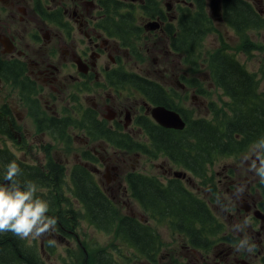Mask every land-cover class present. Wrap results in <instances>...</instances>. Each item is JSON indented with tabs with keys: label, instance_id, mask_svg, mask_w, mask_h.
<instances>
[{
	"label": "flooded vegetation",
	"instance_id": "obj_1",
	"mask_svg": "<svg viewBox=\"0 0 264 264\" xmlns=\"http://www.w3.org/2000/svg\"><path fill=\"white\" fill-rule=\"evenodd\" d=\"M190 1L0 0V72L3 69L7 78H15L9 82H16L15 89L20 94L12 96L10 105L4 107L9 111L10 107L22 109V115L17 118L11 111L4 110L2 117L0 112V183H8L3 177L6 166L13 160L21 169L17 177L21 185L33 180L29 178L30 174L34 180H38L43 169L36 167L32 159V163H27L26 158H48L47 169L54 174L55 181L52 190L59 192L60 189L56 187L58 163L54 160L55 164L49 162V154L42 150L41 145L45 135L60 134L57 129L63 125L62 118L72 114L86 119L79 136L86 137L88 141L108 142L109 146L127 154V157L141 158L161 153L170 159L164 151V138L170 135L184 136L178 133L181 130L160 126L151 111L164 107L180 114L184 109L181 103L185 97V85L199 82L198 76H187L186 54L172 48L178 24L184 25L186 22V11L196 10L197 2ZM211 1L216 0H204V4L213 26L216 23L229 28L222 18L223 0H218L220 20L210 15ZM243 1L249 2L264 17V13L252 2ZM214 28V35L220 40L224 38L219 28ZM138 63L149 65L150 69L141 70ZM209 77L214 86L221 90L211 73ZM258 91L262 92L259 82ZM58 101L64 103L59 104ZM23 107L25 116L29 113L36 123L28 125L22 122ZM6 139L21 145L28 143V153L21 149L15 154L6 146ZM144 140L148 143H144ZM123 143L127 144L125 148ZM144 146L149 154L143 153ZM106 153L105 146H102V155ZM17 154H21L19 159L15 158ZM52 156L56 157V153H52ZM97 157V154L90 153L82 166L95 167L93 162ZM121 163L119 158L112 160L101 157V161H97L98 167L94 168L95 173L99 175L100 167L105 166L106 171L112 170L121 175ZM250 172L247 170L242 178L223 172L218 174L217 184L225 188L234 204V208L230 207L231 211L227 212L229 219L236 222L233 227L217 230L218 219L215 217L214 230L205 232L206 236L211 235L210 240L207 237L205 240H193L202 235L198 232L193 233L191 242L185 240L183 233L174 237L179 240V247L185 251L189 264H264V221L260 223L254 215L256 211L264 215V195L258 188L260 178L253 171ZM164 174L169 178L165 182L160 180L164 186L173 180L183 181L175 178L171 169ZM184 178L192 187L193 180L188 176ZM109 183L106 181L105 184ZM42 184L48 185L46 181ZM241 186L244 191L237 193V188ZM53 192L49 190L46 194H37L49 202L47 215H54L57 220L55 229L39 238L42 254L51 249L52 244L48 242L54 236L59 237V233L67 236L73 234L75 224L70 218L82 220L74 218L69 207L65 213L70 216L64 215L63 209H57L63 201L56 202ZM64 202L72 203L70 200ZM244 205H249L248 211H242ZM222 213L224 215L225 211ZM59 215L62 217L59 218ZM61 220L63 224L60 225ZM4 237L19 241L11 232L0 233V239ZM245 239L249 244L256 245L254 252L247 251L248 244L244 248L239 247L240 241ZM202 243L203 247H195ZM176 247L175 243L169 242L167 248L168 255L175 253L171 257L175 260L178 257Z\"/></svg>",
	"mask_w": 264,
	"mask_h": 264
},
{
	"label": "trees",
	"instance_id": "obj_2",
	"mask_svg": "<svg viewBox=\"0 0 264 264\" xmlns=\"http://www.w3.org/2000/svg\"><path fill=\"white\" fill-rule=\"evenodd\" d=\"M190 2H197L196 10L186 11V22L184 25L178 24L172 48L178 53L186 54L185 65L190 69L206 65L227 101L220 109L210 104L207 117L192 118L185 112L186 126L183 131L178 132L184 138L173 135L165 137V150L161 149L176 165L195 177H205L209 166L217 157L242 155L264 138V91H258L256 74L248 72L228 47L222 45L202 53L205 38L208 34H215L216 29L208 16L204 0ZM222 18L240 41L238 50L244 53L254 47L250 42L249 31L264 30V17L249 2L243 0H223ZM8 70L13 71L14 68ZM2 71L3 69L0 72L1 78L6 81L15 80L13 77L7 78ZM126 146L123 143V147ZM143 153L149 154L145 146ZM58 172L60 179L63 170L59 168ZM73 179V195L83 204L86 213L81 210L82 215H73L74 218H87L88 224L97 230H115L119 242L134 252V259L141 257L144 261L155 263L161 243L151 227L129 215L119 217L113 202L102 193L93 181V174L86 168L76 165L72 181ZM126 183L130 196L139 203L146 216L154 218L159 224H167L173 231L183 233L190 242L195 232L202 235L193 240H205L206 237L210 240L211 236H206L205 232L213 230L214 216L206 202L187 191L181 181L173 180L164 186L154 177L130 173L126 177ZM258 187L264 190V184ZM223 228L218 221L217 229ZM30 250L35 251L33 246L28 248L21 240L4 237L0 239V264H44L39 252L35 251L36 256H33ZM95 260L96 258L91 262ZM87 261L89 260L81 263ZM103 261L106 264L105 257Z\"/></svg>",
	"mask_w": 264,
	"mask_h": 264
},
{
	"label": "rangeland",
	"instance_id": "obj_3",
	"mask_svg": "<svg viewBox=\"0 0 264 264\" xmlns=\"http://www.w3.org/2000/svg\"><path fill=\"white\" fill-rule=\"evenodd\" d=\"M209 1L210 0H207V2ZM249 1L264 13V0H259L258 3H256L255 0ZM214 26L219 28L221 34L224 35V38L220 40L219 37L214 34H208L204 40L202 53L204 54L205 52L212 51L222 45L228 47L230 49L229 51L235 54L239 63L243 64L249 72L256 74L260 89L263 91L264 30L257 32L249 31L250 42L254 45V47L250 49L248 53H244L238 50L240 47V41L234 36L233 32L229 28L225 27L223 24L218 26L216 23H214ZM137 62H139V60H137ZM137 66L141 70L150 69L149 65H140L138 63ZM185 69L188 77H191L192 75V77L198 76L199 78V82L196 85H185V97L184 101L181 103L183 108H186L185 112L189 113L192 117H207L211 109L210 104H213L216 109L222 108L223 103L226 102L227 99L223 95L222 91L217 89L211 81L208 67L206 65H201L199 68L190 69V67L186 66ZM1 79L0 110L4 109L9 111L4 107V105H10L11 97L20 96V94L15 89L16 85L14 84H16V82L12 84L3 78ZM58 102L59 104L64 103L61 101ZM4 110H2V114ZM10 111L15 118L22 115L21 107H10ZM25 113L26 112L23 107L24 120L22 122H26L28 125L36 123L34 117H32L29 113L25 116ZM62 120L63 125L57 129V132L61 133H50L45 135L41 145L42 150L49 154V162L51 161L54 163L53 160L56 161L58 163V168L63 170V175L60 179L59 172L57 174L59 183L56 184V187H58L60 191L53 192L52 190V187L55 186V181L54 174L49 172L47 169L48 158L35 159L28 156L27 157L29 159L26 158L27 163H32L30 161V159H32L33 162L36 163V167L43 169L42 175L39 176L37 173L32 171L33 174L38 176V180H34V177H32L31 174L29 175V178L33 179L32 182L38 186V189H42V191H38L37 194H46L49 190H51L57 198L56 202L58 200L63 201L62 205L59 204L57 209H63L64 215L70 216L65 213L67 207H69L73 213H75L74 210H82L84 214H86L82 203L73 195V188H75V185L74 179L72 181V169L76 165L82 166V164H84L82 161L86 159L84 154L89 157L90 153H95L98 156L97 160L93 162L95 167L88 165L86 169L93 174V179L98 184L102 193L107 195L113 202L114 206L118 210L119 217L130 215L142 222H147L158 235L161 246L154 264H189L185 259V251L179 247V240L174 238L179 232L173 231V229L170 226H167V224H159L154 218L151 219L146 216L141 207L138 205V202L130 196L125 181V177L129 173L134 172L146 176L156 177L165 182L166 179H169L165 177L164 174L167 170L171 169L172 173L185 170L177 166L171 159L164 157L161 153H157L156 155H144L141 158H133V156L127 157L125 156L127 154H123L121 151L113 149L108 145V142L102 144V142L94 139L88 141L86 137L84 138L79 136L82 132L83 121H86L83 117H77L72 114L70 117L62 118ZM17 128L20 130L19 124L17 125ZM68 136L71 137L69 138ZM5 142L6 146L15 154L21 149H23V151L26 150V153L29 151V144L26 142L22 145L10 139H6ZM144 143H148L147 140H144ZM25 146H27V148H25ZM102 146H105L107 150L106 155H102ZM250 152L251 148L246 153L239 156L217 157L209 166L207 175L203 179H198L186 171L188 177L194 182L192 187L188 184L187 179L179 178L183 180L186 189L192 195L199 197L208 204L212 214L223 224L224 230H228L230 226L233 227L236 222L229 219V216L227 215V212L231 211L230 207L234 208V204L230 199L229 193L225 191V188H221L217 184L218 174L223 172L229 174L230 176L240 178L244 177L248 170L250 160L256 159L255 155H250V160L244 159V157L249 155ZM52 153H56V157H53ZM20 157L21 154H19V158ZM101 157L104 159L111 158L112 160H116L119 158L122 160L120 166V179L118 177H114V171H106L105 166L100 167L99 175L92 170L93 168L98 167L97 161H101ZM15 158L17 159V156ZM257 166H259V163ZM24 167L27 168L26 165H24ZM43 181H46L48 185H43ZM48 181H51V183H48ZM106 181H110V184H105ZM66 200H70L72 203L66 204L64 202ZM77 201L78 203H76ZM223 210L225 211L224 215L222 213ZM49 216L56 218L54 215L49 214ZM58 217L61 218L62 216L59 215ZM70 219L75 224L73 234L67 236L63 233H59V237L54 236L52 240L55 241V244H52L51 249L47 250L44 254H42L40 249L39 238L35 240L18 239L23 241L28 248L33 246L34 250L39 252L41 260L44 264H82L81 262L86 259L89 261L84 264H104L102 263L104 262V257L105 260H107L105 262L106 264H151V262H146L141 257L137 258L139 260L134 259V252L119 242L116 238L115 230L111 232L97 230L88 224L86 220L87 218H83L82 220ZM61 224L63 223H60V225ZM169 242L175 243L177 246L176 252L178 257L176 260L175 258H171L175 253L170 255L167 254ZM35 251L30 250L33 256H36ZM102 251L105 256L102 255ZM94 258H96V260L91 262ZM76 260H78L79 263L76 262Z\"/></svg>",
	"mask_w": 264,
	"mask_h": 264
},
{
	"label": "clouds",
	"instance_id": "obj_4",
	"mask_svg": "<svg viewBox=\"0 0 264 264\" xmlns=\"http://www.w3.org/2000/svg\"><path fill=\"white\" fill-rule=\"evenodd\" d=\"M258 149H264V138L252 145L250 154L244 159L250 160V155H255L256 159L250 160L248 170L253 171L260 178V183L264 184V151ZM20 173V166L13 160L6 166L3 177L8 183H0V233L11 232L21 240H35L54 230L57 220L47 215L49 202L37 195L42 189H38L32 181L21 185L17 179ZM236 191L242 193L243 186ZM48 243L55 244V241L50 240ZM245 244L249 245L248 252L255 251L256 245L249 244L246 239L240 241L239 247L244 248Z\"/></svg>",
	"mask_w": 264,
	"mask_h": 264
},
{
	"label": "water",
	"instance_id": "obj_5",
	"mask_svg": "<svg viewBox=\"0 0 264 264\" xmlns=\"http://www.w3.org/2000/svg\"><path fill=\"white\" fill-rule=\"evenodd\" d=\"M209 8H210L209 10L211 17L215 20H220L221 19L220 2L218 0L211 1ZM151 112H152V117L160 126L170 128L173 130H182L185 127V122L179 117L178 113L176 112L168 110L164 107H156ZM175 174L180 177H183L185 175V173L182 172H176ZM243 209L248 211L249 206H244ZM254 215L256 218H259L262 221H264V215L261 212L256 211ZM242 264H248V263L242 262Z\"/></svg>",
	"mask_w": 264,
	"mask_h": 264
}]
</instances>
